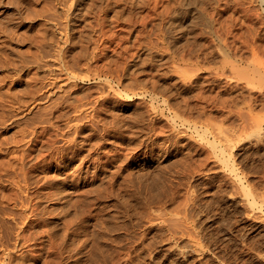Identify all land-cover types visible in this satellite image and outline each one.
Segmentation results:
<instances>
[{"label": "rangeland", "instance_id": "obj_1", "mask_svg": "<svg viewBox=\"0 0 264 264\" xmlns=\"http://www.w3.org/2000/svg\"><path fill=\"white\" fill-rule=\"evenodd\" d=\"M236 1L0 0V247L25 226L38 264H264V0Z\"/></svg>", "mask_w": 264, "mask_h": 264}, {"label": "bare ground", "instance_id": "obj_2", "mask_svg": "<svg viewBox=\"0 0 264 264\" xmlns=\"http://www.w3.org/2000/svg\"><path fill=\"white\" fill-rule=\"evenodd\" d=\"M9 1H10V0H9ZM77 1H78V0H76V2H77ZM95 1H96V0H95ZM234 1H235V0H234ZM237 1H238V0H237ZM237 1H236V2H237ZM79 2H80V1H79ZM81 2H82V1H81ZM81 2H80V4H81ZM85 2H86V0H85ZM91 2H93V1H91ZM97 2H98V1H97ZM231 2H233V0H231ZM89 3H90V2H89ZM94 3H95V2H93L92 4L94 5ZM182 3H183V2H182ZM228 3H229V2H228ZM78 4H79V3H78ZM82 4H83V2H82ZM84 4H86V3H84ZM136 4H137V3H136ZM186 4H187V3H186ZM193 4H197V3H193V0H191V2H190V3L188 4V6H187V11H189L190 13L193 12V8H194V7H193ZM71 5H72V4H71ZM137 5H138V4H137ZM106 6H107V4H106ZM180 6H182V5H180ZM194 6H195V5H194ZM229 6H230V5H229ZM231 6L234 7L232 4H231ZM80 7H81V5H80ZM91 7H92V6H91ZM185 7H186V6H185ZM69 8H70V5H69ZM69 8H68V9H69ZM86 9H87V8H86ZM105 9H106V8H105ZM87 10H88V9H87ZM183 10H184V9H183ZM107 11H108V10H107ZM73 12H74V11H73ZM102 12H103V11H102ZM173 12H174V11H173ZM233 12H234V11H233ZM103 13H104V12H103ZM105 13H106V12H105ZM184 13H187V12H184ZM234 14H235V13H234ZM69 15H70V14H69ZM69 15H68V16H69ZM100 15H101V14H100ZM103 15H104V14H103ZM188 15H189V14H188ZM191 15H192V14H191ZM182 16H183V15H182ZM74 17H75V16H74ZM103 17L105 18V16H103ZM103 17H102V18H103ZM175 17H176V18H175V21H174V23H173V27L175 28V30L182 31V30H180V29L183 28V25L179 22V19L181 18V15H177V16H175ZM185 17H186V16H185ZM188 17H189V16H187V18H188ZM102 18H101V19H102ZM170 18H171V17H170ZM238 18H240V17H238ZM102 20H103V19H102ZM170 20H172V18H171ZM170 20H169L168 24H170V25L172 26V22H171ZM99 21H100V20H99ZM103 22H104V21H103ZM103 22H102V23H103ZM170 22H171V23H170ZM105 23H106V22H105ZM105 23H104V25H105ZM190 23H191V22H190ZM168 24H166V25H168ZM104 25H103V26H104ZM188 25H189V24H188ZM97 26H99V25L97 24ZM106 26H107V25H106ZM108 26H109V25H108ZM171 26H170V27H171ZM171 28H172V27H171ZM174 28H172V29L174 30ZM107 29H109V28L107 27ZM167 30H168V29H166V31H167ZM173 30H171V31H173ZM107 31H109V30H107ZM179 31H178V32H179ZM106 33H107V32H106ZM106 33H105V34H106ZM109 33H111V32L109 31ZM112 33H113V32H112ZM112 33H111V36H112ZM115 33H116V32H115ZM179 33H180V32H179ZM181 33H182V32H181ZM107 34H108V33H107ZM167 34H168V33H167ZM101 35H102V33H101ZM114 35H115V34H114ZM178 35H180V34H178ZM107 36H108V35H107ZM111 36H110V37H111ZM105 37H106V35H105ZM167 37H168V35H167ZM177 37H178V36H177ZM107 40H108V38H107ZM106 42H107V41H106ZM101 44H102V43H101ZM53 46H54V45H53ZM99 47H100V46H99ZM92 49H93V48H92ZM96 49H97V48H96ZM93 50H94V49H93ZM97 50H98V49H97ZM55 51H56V50H55ZM57 51H58V50H57ZM57 51H56V52H57ZM94 51H95V50H94ZM80 52H81V51H80ZM84 52H85V51H84ZM53 53H54V52H53ZM81 54H83V53H81ZM85 54H86V53H85ZM89 54H90V53H89ZM95 54H96V53H95ZM52 55H53V54H52ZM96 55H97V54H96ZM81 56H82V55H81ZM84 56H85V55H84ZM91 56H92V54L90 55V57H91ZM57 57H58V56H56V58H57ZM73 57H74V56H73ZM85 57H86V56H85ZM95 57H96V56H95ZM60 58H62V56H61ZM87 58H88V55H87ZM62 59H63V58H62ZM65 59H66V57H65ZM65 59H64V60H65ZM84 59H85V58H84ZM91 59H92V58H91ZM55 60H57V59H55ZM55 60H54V61H55ZM66 60H68V59H66ZM144 60H145V59H144ZM147 60H148V59H147ZM69 61H71V59L68 60V62H69ZM86 61H87V60H86ZM96 61H97V60H96ZM55 62H56V61H55ZM65 62H67V61H65ZM72 62H73V61H71V63H72ZM145 63H146V62H145ZM59 64H61V63H59ZM62 64H64V63H62ZM62 64H61V66H62ZM66 64H67V65H70V64H68V63H65V65H66ZM73 64L76 66L75 63H73ZM73 64H72L70 67H72V66L74 67ZM88 64H89V63H88ZM67 65H66V66H67ZM89 65H90V64H89ZM73 67H72V68H73ZM63 68H64V67H63ZM65 68H66V67H65ZM75 68H76V67H75ZM75 68H74V71H75ZM131 68H132V67H131ZM68 69H69V66H68ZM135 69H136V68H135ZM135 69H134V70H135ZM57 70H58V69H57ZM51 71H52V72H51ZM51 71H50V72H51V74H50V75H51V82H50V84H51L52 86H54V85H56V83H57V82H56V76H55L56 71H54L53 69H52ZM67 71H69V70H67ZM67 71H66V72H67ZM71 71H72V69H71ZM50 72H49V73H50ZM98 72H99V71H98ZM102 72H103V71H102ZM102 72H100V73H102ZM73 73H74V72H73ZM75 73H76V72H75ZM75 73H74V75H75ZM100 73H98V74H100ZM50 75H49V76H50ZM57 75H58V74H57ZM72 75H73V74H72ZM79 75H80V73H79ZM80 76H81V75H80ZM99 76H100V75H99ZM67 77H69V76H67ZM137 77H138V76H137ZM154 77H155V76H154ZM57 79H58V78H57ZM72 80H73V79H72ZM48 81H49V80H48ZM211 82H213V81H211ZM44 83H45V82H44ZM46 85H48V84L46 83ZM42 86H43V85H42ZM48 86H49V85H48ZM40 87H41V86H40ZM45 87H47V86H45ZM156 88H157V87H156ZM49 89H50V88H49ZM53 90H54V89H53ZM16 99H17V98H16ZM18 100H19V99H18ZM103 100H104V99H103ZM21 101L23 102L22 99H21ZM19 103H21V102H18V105H19ZM102 103H103V102H102ZM15 104H17V102H16ZM22 104H23V103H22ZM18 105H17V106H18ZM20 105H21V104H20ZM62 105H65V104H62ZM72 105H73V104H72ZM55 107H56V106H55ZM59 107H60V106H59ZM78 107H79V105H78ZM21 108H22V107H20V109H21ZM23 108H24V107H23ZM71 108H72V107H71ZM187 108H188V107H187ZM73 109H75V106H74V108H72V111H73ZM185 109H186V107H185ZM189 109H190V108H189ZM16 110L19 111L17 108L15 109V111H16ZM54 110H55V109H54ZM64 110H65V109H64ZM75 110H76V109H75ZM186 110H187V109H186ZM190 110H191V109H190ZM22 111H23V110H22ZM93 111H94V110H93ZM95 111H96V109H95ZM59 112H60V111H59ZM63 112H64V111H63ZM134 112H135V111H134ZM191 112H192V110H191ZM53 113H54V112H53ZM132 113H133V112H132ZM57 114H58L59 116L61 115V114H59V113H57ZM133 114H134V113H133ZM55 115H56V114H55ZM58 115H57V116H58ZM68 116H69V115H68ZM55 117H56V116H55ZM135 117H136V116H135ZM135 117H134V118H135ZM143 117H144V116H143ZM58 118H61V116L58 117ZM131 118H132V117H131ZM175 118H176V117H175ZM175 118H174V119H175ZM54 119H55V118H54ZM62 119H63V118H62ZM136 120H137V119H136ZM175 120H176V119H175ZM58 121H59V119H58ZM138 121H139V120H138ZM173 121H174V120H173ZM51 122L53 123L54 121H51ZM60 122H61V121H60ZM54 123H55V122H54ZM49 124H50V123H49ZM59 124H60V123H59ZM55 125H56V124H55ZM52 126H53V124H52ZM57 126H58V124H57ZM59 126H60V125H59ZM81 126H82V125H81ZM85 126H86V125H85ZM85 126H84V127H85ZM48 127H49V126H48ZM67 127H68V126H67ZM134 127H135V126H134ZM44 128H45V127H44ZM44 128H43V129H44ZM51 128H52V127H51ZM55 128H56V127H55ZM46 129H47V128H46ZM48 129H50V128H48ZM59 129H60V127H59ZM80 129H81V128H80ZM42 131H44V130L41 129V132H42ZM79 131H80V130H79ZM80 132H82V131H80ZM43 133H44V132H43ZM47 133H48V132H47ZM49 133H50V132H49ZM82 133H83V132H82ZM36 134H37V133H36ZM39 134H40V132H39ZM43 135H44V136H43ZM45 135H46L45 133L42 134L43 137H46ZM49 135H50V134H49ZM47 136H48V135H47ZM36 137H37V136H36ZM38 138H39V137H38ZM47 138H50V136L47 137ZM33 139H34V137H33ZM40 139H41V138H40ZM45 139H46V138H45ZM38 140H39V139H38ZM46 140H47V139H46ZM46 140L44 141V139H43L44 142H49V141H46ZM34 141H35V140H33V142H34ZM36 141H37V140H36ZM177 141H178V140H177ZM38 142H40V140H39ZM50 142L52 143V141H50ZM69 142H70V141H69ZM42 143H43V142H42ZM53 143H54V142H53ZM67 143H68V141L66 142V144H67ZM70 143H71V142H70ZM70 143H69V144H70ZM74 143H75V142H74ZM1 144H2V143H1ZM1 144H0V147L2 146ZM32 144H33V143H32ZM35 144H36V142H35ZM38 145H39V144H38ZM47 145H50V144H47ZM52 145H53V144H52ZM62 145H63V144H62ZM39 146H43V144H42V145H39ZM44 146H45V145H44ZM71 146H73V145H71ZM71 146H70V147H71ZM152 146H153V144H152ZM45 147H46V146H45ZM49 147H52V146H49ZM55 147H56V145H55ZM65 147H68V146H65ZM27 148H29V146H28ZM31 148H32V147H30V149H29L30 151H31ZM35 148H36V146H35ZM38 148H39V147H38ZM40 148H41V147H40ZM40 148H39V149H40ZM61 148H62V147H61ZM61 148H60V149H61ZM166 148H167V147H166ZM2 149H3V148H2ZM46 149H47V148H46ZM0 150H1V149H0ZM4 150H5V149H4ZM29 150H27V151H29ZM62 150H63V148H62ZM70 150L72 151V149H70ZM9 151H10V150H9ZM9 151H8V152H9ZM22 151H23V150H22ZM22 151H20V152L23 153ZM30 151H29V152H30ZM32 151H33V150H32ZM49 151H51V150H49ZM52 151H53V150H52ZM52 151H51V152H52ZM54 151H55V150H54ZM66 151H67V148H66ZM1 152H3V151H1ZM11 152H12V150L10 151V153H11ZM15 152H17V150H15ZM29 152H27V153H29ZM33 152H34V151H33ZM47 152H48V149H47ZM57 152H58V151H57ZM60 152H61V151H60ZM64 152H65V151H64ZM68 152H70V151H69V147H68ZM76 152H77V151H76ZM24 153L26 154V152H24ZM31 153H32V152H31ZM39 153H40V151H39ZM48 153H49V152H48ZM55 153H56V152H55ZM55 153H54V154H55ZM66 153H67V152H66ZM71 153H72V152H71ZM164 153H165V152H164ZM0 154H3V153H0ZM42 154H43V153H42ZM50 154H52V153H50ZM54 154H53V155H54ZM56 154H57V153H56ZM62 154H64V153L62 152ZM74 154H75V153H74ZM152 154H153V153H152ZM23 155H24V154H23ZM27 155H29V154H27ZM34 155H35V153H34ZM38 155H39V154H38ZM40 155H41V153H40ZM40 155H39V156H40ZM64 155H65V154H64ZM66 155H67V154H66ZM66 155H65V156H66ZM71 155H72V154H71ZM75 155H76V154H75ZM2 156H3V155H2ZM2 156H1V157H2ZM7 156H10V155H7ZM35 156H37V154H36ZM41 156L43 157V155H41ZM41 156H40V160H42V159H41ZM46 156H47V155H46ZM48 156L50 157V155H48ZM51 156H52V155H51ZM62 156H63V155H62ZM62 156H61V157H62ZM10 157H11V156H10ZM12 157H13V160H15L16 162L19 160V158H18V160L14 159V158H16V156H12ZM12 157H11V159H12ZM26 157L28 158V156H26ZM29 157H31V155H30ZM49 157H48V158H49ZM20 158H23V156H21ZM32 158H33V156H32ZM35 158H36V157H35ZM38 158H39V157H38ZM38 158H36V159H38ZM51 158H52V157H51ZM54 158H55V157H54ZM57 158H58V157H57ZM24 159H26V158H24ZM30 159H31V158H30ZM61 159H62V158H61ZM75 159H76V158H75ZM78 159H79V158H78ZM78 159H77V160H78ZM13 160H12V161H13ZM27 160H28V159H27ZM34 160H35V159H34ZM55 160H56V159H55ZM58 160H59V159H58ZM58 160H57V161H58ZM8 161H10V160H8ZM12 161H11V162H12ZM20 161H23V159L19 160L18 162H20ZM25 161H26V160H25ZM25 161H24V162H25ZM31 161L33 162V159H32ZM38 161H39V159H38ZM38 161H37V162H38ZM44 161H45V160H44ZM44 161H43V162H44ZM46 161H47V160H46ZM51 161H52V160H51ZM57 161H56V162H57ZM66 161H67V159H66ZM80 161H81V160H80ZM83 161H84V159H83ZM18 162H17V163H18ZM24 162H22V163H24ZM32 162H31V163H32ZM37 162H36V164H37ZM58 162H59V161H58ZM68 162H69V160H68ZM75 162H76V161H75ZM4 163H7V162H4ZM4 163L2 162L0 166L5 165ZM25 163L27 164V163H29V162H25ZM38 163H39V162H38ZM44 163H45V162H44ZM49 163H50V162H49ZM54 163H55V162H54ZM63 163H64V162H63ZM63 163H62V164H63ZM66 163H67V162H66ZM69 163H71V162H69ZM9 164H10V163H9ZM20 164H21V162H20ZM33 164H35V163H33ZM36 164H35V166H36ZM71 164H72V163H71ZM83 164H84V163H83ZM10 165H11V164H10ZM15 165H16V163L14 164V166H13V163H12V166H13V167H15ZM17 165H18V164H17ZM42 165H43V164H42ZM46 165H47V164H46ZM77 165H78V164H77ZM6 166H9V165L7 164ZM12 166H11V167H12ZM23 166H25V165H22L21 167H23ZM31 166H33V165H31ZM35 166H34V167H35ZM39 166H40V165H39ZM43 166H44V165H43ZM47 166H48V165H47ZM52 166H53V165H52ZM57 166L60 167V165H57ZM9 167H10V166H9ZM13 167H12V168H13ZM17 167L20 168L19 166H16V168H17ZM28 167H30V165H29ZM36 167H37V166H36ZM36 167H35V168H36ZM45 167H46V166H45ZM45 167H44V168H45ZM76 167H77V166H76ZM94 167H95V166H94ZM18 168H17V169H18ZM30 168H32V167H30ZM37 168H38V167H37ZM40 168H41V167H40ZM47 168H50V166L47 167ZM57 168H58V167H57ZM57 168H56V169H57ZM62 168H63V169H62ZM62 168L60 167L59 169H60V170L62 169V170L64 171V169L67 168V165L62 166ZM72 168H73V167H72ZM78 168H79V167H78ZM7 169H9V168L7 167ZM10 169H11V168H10ZM10 169H9V170H10ZM14 169H15V168H14ZM14 169H13V170H14ZM25 169H26V168H25ZM28 169H29V168H28ZM33 169H34V168H33ZM33 169H31V172H32ZM68 169H69V168H68ZM76 169H77V168H76ZM13 170H10V171L13 172ZM20 170H21V169H20ZM22 170H23V168H22ZM34 170H35V169H34ZM43 170H44V169H43ZM43 170H42V168H41V171H40L39 173L37 172L36 175L33 173V175H35V176H34L33 179L31 178L30 186H31V185H35V183H36L35 186H37L38 189H42V188L45 189V188H46L45 186H47L48 184H50V185L52 186V187H50L51 190H52V193H53L52 196L59 197L60 194H62L63 191H64V186L66 185L65 183H67V181H69V177H70L69 173H64V172H63V173H60V175H59L60 177L57 179V177L54 178L53 176H50L51 174L48 175V174H47V169H45L44 171H43ZM54 170H55V169H54ZM54 170H53V171H54ZM60 170H59V171H60ZM73 170H74V169H73ZM15 171H16V170H15ZM15 171H14V172H15ZM18 171H19V169H18ZM23 171H24V170H23ZM29 171H30V170H29ZM74 171H75V170H74ZM4 172H5V171H4ZM12 172H10V173H12ZM81 172H82V171H81ZM10 173H8V174H10ZM18 173H21V172L19 171V172H17V174H18ZM23 173L25 174V172H23ZM143 173H144V171H143ZM8 174H7V175H8ZM12 174H13V173H12ZM24 174H23V175L20 174V176L22 177V176H24ZM26 174H27V172H26ZM54 174H55V173H54ZM84 174H85V173H84ZM144 174H146V173H144ZM144 174H143V177H144ZM56 175H57V174H56ZM16 176H17V175H16ZM16 176H15V177H16ZM20 176H19V177H20ZM25 176H28V175H25ZM29 176H31V175H29ZM54 176H55V175H54ZM74 176H75V175H74ZM79 176H80V175H79ZM141 176H142V175H141ZM0 177H2L1 174H0ZM13 177H14V175H13ZM31 177H32V176H31ZM92 177H93V176H92ZM94 177H95V176H94ZM25 178H26V177H25ZM27 178H30V177H27ZM73 178H74V177H73ZM77 178H78V177H77ZM88 178H89V177H88ZM13 179H15V178H13ZM22 179H23V178H22ZM140 179H141V178H140ZM17 180L19 181V179H17ZM17 180H16V181H17ZM25 180H26V179H25ZM25 180H23V182H25ZM33 180H35V183H34V184H32V183L34 182ZM72 180H73V179H72ZM74 180H75V179H74ZM84 180H85V177H84ZM27 181H28V180H27ZM70 181H71V180H70ZM76 181H78V180H76ZM13 182H14V181H13ZM28 182H29V181H28ZM17 183H18V182H17ZM17 183H16V185H17ZM72 183H73V182H72ZM79 183H80V182H79ZM0 184H1V183H0ZM22 184H23V183H22ZM27 184H28V183H27ZM69 184H70V183H69ZM18 185H19V184H18ZM25 185H26V184H25ZM75 185H76V184H75ZM79 185H80V184H79ZM20 186H21V185H20ZM26 186H27V185H26ZM30 186H29V187H30ZM68 186H70V185H68ZM71 186H72V185H71ZM0 187H1V186H0ZM4 187H5V186H4ZM48 187H49V185H48ZM22 188H23V187H22ZM24 188H25V187H24ZM24 188H23V191L25 190ZM27 188H28V187H27ZM31 188H32V187H31ZM72 188H74V187H72ZM1 189H2V188H1ZM5 189H6V188H5ZM29 189H30V188H29ZM34 189H35V188H34ZM47 189H48V188H47ZM21 190H22V189H21ZM31 190H33V189H31ZM48 190H49V189H48ZM48 190H47V192L49 193ZM36 191H40V190H36ZM36 191H35V192H36ZM18 192H19V191H18ZM25 192H26V191H24V193H25ZM35 192H34V193H35ZM42 192H43V191H42ZM50 192H51V191H50ZM70 192H71V191H70ZM34 193H31V194H34ZM44 193H45V192H44ZM48 193H47V194H48ZM52 193H51V194H52ZM67 193H68V192H67ZM21 194H22V193H21ZM21 194H20V195H21ZM28 194H29V193H28ZM37 194H38V193H37ZM39 194H40V193H39ZM39 194H38V195H39ZM42 194H43V193H42ZM49 194H50V193H49ZM16 195H18V194H16ZM20 195H19V196H20ZM24 195H25V194H24ZM29 195H30V194H29ZM35 195H36V194H35ZM40 195H41V194H40ZM40 195H39V196H40ZM0 196L5 198V196H2V195H0ZM52 196H51V197H52ZM63 196H65V195H63ZM67 196H68V194H67ZM12 197L14 198L13 200H15V198H17V199L20 198V197L18 198L17 196H16V197H15V196H12ZM24 197H25V196H24ZM31 197H32V195H31ZM35 197H36V196H35ZM41 197H43V196H41ZM45 197H46V196H45ZM48 197H49V195H47V198H48ZM61 197H62V195H61ZM4 198H3V199H4ZM7 198H11V197H7ZM25 198H27V197H25ZM62 198H63V197H62ZM65 198H66V197H65ZM3 199L1 198V200H0V204H1V202H2ZM5 199H6V198H5ZM5 199H4V200H5ZM11 199H12V198H11ZM11 199H10V200H11ZM33 199H35V198H33ZM36 199H37V198H36ZM36 199H35V200H36ZM41 199H42V198H41ZM41 199L39 198L38 200L40 201ZM44 199H46V198H44ZM51 199H52V198H51ZM56 199H57V198H56ZM60 199H61V198H60ZM21 200H22V199H21ZM23 200H24V198H23ZM23 200H22V201H23ZM28 200H30V199H28ZM38 200H37V201H38ZM57 200H58V199H57ZM57 200H56V201H57ZM7 201L9 202L8 199H7ZM19 201H20V200H19ZM39 201H38V202H39ZM44 201H45V200H44ZM46 201H47V200H46ZM54 201H55V200H54ZM60 201H61V200H60ZM14 202H15V201H14ZM16 202H18V201L16 200ZM24 202H26V201H24ZM31 202H33V201H31ZM34 202H36V201H34ZM62 202H63V201H62ZM3 203H4V202H3ZM5 203H6V202H5ZM43 203H44V202H43ZM6 204H7V203H6ZM9 204H10V203H9ZM23 204H24V203H23ZM23 204H22V205H23ZM29 204H30V202H29ZM39 204H40V203H39ZM39 204H38V205H39ZM3 205H4V204H3ZM7 205H8V204H7ZM7 205H6V206H7ZM41 205H42V204H41ZM0 206H2V205H0ZM17 206H18V205H17ZM34 206L37 207V203H36V205H34ZM39 206H40V205H39ZM43 206H44V205H43ZM10 207H11V204H10ZM19 207H20V206H19ZM19 207H18V208H19ZM21 207H22V206H21ZM0 208H2V207H0ZM5 208H6V207H5ZM5 208H4V209H5ZM7 208H9V206H8ZM7 208H6V209H7ZM11 208H12V207H11ZM11 208H10V209H11ZM14 208H15V207H14ZM24 208H25V207L23 206V209H24ZM39 208H40V207H39ZM39 208H38V209H39ZM41 208H42V207H41ZM41 208H40V210H41ZM10 209H8V210H10ZM26 209H27V207H26ZM32 209H33V208H31V213H32V214H30V215H31L32 217H35V216H36V213H34L35 211H32ZM2 210H3V208H2ZM11 210H12V209H11ZM11 210H10V211H11ZM34 210H36V208H35ZM43 210H45V209H42V212H43ZM3 211H4V210H3ZM19 211L22 212V210H19ZM19 211H18V212H19ZM25 211H26V210H25ZM0 212H1V211H0ZM15 212H16V211H15ZM15 212H14V213H15ZM48 212H50V211H48ZM1 213H2V212H1ZM3 213H4V212H3ZM23 213H25V212H23ZM23 213H21V215H22ZM26 213H27V211H26ZM29 213H30V211H29ZM43 213H45V212H43ZM50 213H51V212H50ZM18 214H19V213H18ZM48 214H49V213H48ZM48 214H47V215H48ZM54 214H55V211H54ZM54 214H53V215H54ZM1 215H2V214H1ZM16 215H17V214H16ZM21 215H20V216H21ZM39 215H40V214H39ZM47 215H46V216H47ZM59 215H60V213H59ZM22 216L24 217L25 215H22ZM22 216H21V218H22ZM28 216H29V215H28ZM37 216H38V215H37ZM5 217H6V216H5ZM5 217H3V218L5 219ZM16 217H17V216H16ZM29 217H30V216H29ZM38 217H39V216H38ZM51 217H52V216H51ZM24 218H25V217H24ZM24 218H23V219H24ZM39 218H40V217H39ZM43 218H44V217H43ZM58 218H60V217H58ZM0 219H1V218H0ZM25 219H27V218H25ZM36 219H37V218H36ZM6 220H8V219H6ZM31 220H32V219H31ZM41 220H42V219H41ZM41 220H39V221L41 222ZM43 220H44V219H43ZM1 221H2V220H1ZM18 221H19V220H18ZM23 221H24V220H23ZM54 221H55V220H54ZM6 222L8 223V221H6ZM6 222H5V224H6ZM16 222H17V221H16ZM36 222H38V220H37ZM55 222H57V221H55ZM61 222H62V221H61ZM1 223H4V221L1 222ZM29 223H30V222H29ZM31 223H34V222H31ZM65 223H66V222H65ZM19 224H20V223H19ZM23 224H24V222H23ZM23 224H21V225H23ZM34 224H35V223H34ZM40 224H45V223H40ZM40 224H37L36 226H40ZM46 224H47V223H46ZM54 224H55V223L53 222V219H51L50 222H48V224H47V225H49V226L52 225V227H50L51 232H48V231H47L46 234L48 233V235L44 234V235H46V236L49 237V240H52V239H53V233H52V230L55 229L54 227H56ZM67 224H68V223H67ZM25 225H26V224H25ZM65 225H66V224H65ZM4 226H5V225H4ZM15 226H16V225H15ZM34 226H35V225H34ZM49 226H48V227H49ZM31 227H32V226H31ZM41 227H43V226H41ZM66 227H67V226H66ZM25 228H27V227H25V226H20V227H18V230H19V231H18V230L16 229V227H15V229H16V231H17V234L15 233V235H16V241H17V242H16V241H15V242H16L17 244H18V242H19V244H18V245L16 244L15 247H14L13 249H11V248H12L14 245H13V246H10L11 248H8L7 244H5V243L1 244V247L3 248L2 251H3V253H4L3 257H1V259H0V263H1V264H38L39 260L42 259V256H41V255H38V256H37V255H34L33 252H32L33 254H30L31 252H27V251H26L27 253H25V250L19 247V246H21V247H25V248H27V250L31 249V246L33 245L32 242L37 240V236H38V234H39V230L37 231V230H33V229H32L33 231H30V229H29V230L27 229V230L29 231V233H27V231L25 230ZM29 228H30V226H29ZM39 228H40V227H39ZM44 228L46 229V227H43V229H44ZM64 228H65V227H64ZM68 228H69V227H68ZM13 229H14V228H13ZM41 229H42V228H41ZM45 229H44V230H45ZM62 229H63V227H62ZM67 230H68V229H67ZM1 231H2V230H1ZM1 231H0V232H1ZM5 231L10 232L11 230H10V231H9V230H5ZM41 231H43V230H41ZM3 233H4V232H3ZM3 233H2L1 235H3ZM43 233H44V232H43ZM67 233H68V232H66L65 235H67ZM5 234H6V233H5ZM7 234H8V233H7ZM10 234H11V233H10ZM41 234H42V233H40V235H41ZM1 235H0V237H1ZM54 235H55V234H54ZM4 236H5V235H4ZM4 236H3V237H4ZM6 236H7V235H6ZM6 236H5L4 238H6ZM13 236H14V235H13ZM55 236H57V235H55ZM10 237H11V236H10ZM42 237H43V236H42ZM42 237H41V238H42ZM44 237H45V236H44ZM63 237H64V236H63ZM66 237H67V236H66ZM7 238H8V237H7ZM38 238H39V237H38ZM41 238H39V239L41 240ZM45 238H46V237H45ZM59 238H60V237H59ZM8 239H9V238H8ZM39 239H38V240H39ZM47 239H48V238H47ZM54 239H55V238H54ZM54 239H53V240H54ZM0 240H1V239H0ZM6 240H7V239H5V241H6ZM53 240H52V241H53ZM61 240H62V239H61ZM11 241H12V240H11ZM41 241H42V240H41ZM45 241H46V240H45ZM54 241H55V240H54ZM0 242L2 243V240H1ZM3 242H4V241H3ZM12 242H13V241H12ZM43 242H44V241H43ZM43 242H42V243H43ZM57 242H58V241H56V243H57ZM37 243H39V242H37ZM56 243H54V244H56ZM59 243H60V242H59ZM63 243H64V241H63ZM4 244H5V245H4ZM9 244H10V243H9ZM13 244H14V243H13ZM35 244H36V243H34V245H35ZM44 244H45V243H44ZM44 244H43V246H44ZM47 244H48V243H47ZM47 244H46V245H47ZM64 244H65V243H64ZM10 245H11V244H10ZM34 245H33V246H34ZM36 245H37V244H36ZM38 245H39V244H38ZM57 245H58V244H57ZM47 246H48V245H47ZM49 246H50V245H49ZM52 246H53V245H52ZM62 246H63V245H62ZM62 246H61V247H62ZM82 246H84V245L82 244ZM1 247H0V248H1ZM38 247H39V246H38ZM63 247H64V246H63ZM32 248H33V247H32ZM36 248H37V247H36ZM42 248H43V247H42ZM44 248H45V247H44ZM48 248H49V247H48ZM48 248H47V251L49 250ZM51 248H52V247H51ZM55 248H58V247H55ZM65 248H66V246H65ZM16 249H17V250H16ZM33 249H34V248H33ZM37 249H38V248H37ZM37 249H36V251H37ZM61 249H62V248H61ZM14 250H16V252H17V251H19V252H17V253H13ZM31 250H32V249H31ZM41 250H42V249H41ZM44 250H45V249H44ZM51 250H52V249H51ZM59 250H60V249H59ZM69 250H70V249H69ZM71 250H72V249H71ZM2 251H1V253H2ZM29 251H30V250H29ZM33 251H34V250H33ZM38 251H39V250H38ZM38 251H37V253H39ZM49 251H50V250H49ZM60 252H63V250H62V251L60 250ZM64 252L67 253L66 251H64ZM68 252H69V251H68ZM1 253H0V256H1ZM37 253H36V254H37ZM40 253H41V251H40ZM47 253H48V252H47ZM52 253H53V252H52ZM71 253H74V252H71ZM16 254H17V255H16ZM42 254H44V252H42ZM55 254H58V251H56ZM55 254H54V255H55ZM68 254H69V253H68ZM87 254H88V253H87ZM87 254H86V255H87ZM60 255H61V254H60ZM40 256H41V257H40ZM44 256H46V255H44ZM58 256H59V255H58ZM58 256H57V258H58ZM69 256H70V255H68V257H69ZM84 256H85V255H84ZM172 256H173V255H172ZM46 257H47V256H46ZM59 257H60V256H59ZM61 257H62V256H61ZM65 257H66V256H65ZM70 257H71V256H70ZM52 258H53V257H52ZM72 258H73V255H72ZM64 259H65V258H64ZM68 259H69V258H68ZM77 259H78V258H77ZM44 260H45V258L43 257V260H42V261H44ZM51 260H52V259H51ZM62 260H63V259H62ZM65 260H66V259H65ZM72 260H74V259H72ZM75 260H76V259H75ZM84 260H85V258H84ZM168 260H169V259H168ZM176 260H178V259H176ZM176 260H175V261H176ZM47 261H49V260H47ZM47 261L45 260L44 263L47 262ZM53 261H54V260H53ZM53 261H52V262H53ZM56 261H57V260H56ZM56 261H55V263L58 264V263H57L58 261H57V262H56ZM60 262H62V261H60ZM66 262H68V261L66 260ZM39 263H40V262H39ZM41 263H43V262H41ZM53 263H54V262H53ZM55 263H54V264H55ZM72 263H73V262H72ZM74 263H75V262H74ZM80 263H82V262H80ZM83 263H84V261H83ZM83 263H82V264H83ZM89 263H90V262H89ZM172 263H173V262H172ZM59 264H60V263H59ZM64 264H65V263H64ZM68 264H69V263H68ZM78 264H79V263H78Z\"/></svg>", "mask_w": 264, "mask_h": 264}]
</instances>
